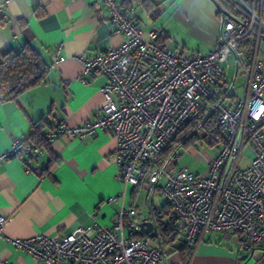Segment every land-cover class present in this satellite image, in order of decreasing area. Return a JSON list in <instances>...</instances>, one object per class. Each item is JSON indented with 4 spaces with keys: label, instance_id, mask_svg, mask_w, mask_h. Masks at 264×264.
I'll use <instances>...</instances> for the list:
<instances>
[{
    "label": "built area",
    "instance_id": "obj_1",
    "mask_svg": "<svg viewBox=\"0 0 264 264\" xmlns=\"http://www.w3.org/2000/svg\"><path fill=\"white\" fill-rule=\"evenodd\" d=\"M213 1L220 21L216 44L206 54H184L157 42L160 30L140 27L122 3L100 0L123 41L76 57L84 80L105 78L100 114L75 126L60 121L41 136L49 143L110 131L116 139L115 178L145 190V213L134 206L121 208L109 227L91 214L89 225L65 236L9 239L13 246L45 264H168L153 204L157 191L168 207L165 217L192 252L211 232L237 237L247 255L264 244V0ZM61 49V44L54 49V64ZM239 75L243 82L236 96ZM198 116L191 134L213 116L223 137L205 174L178 166L185 140L169 148ZM21 147V141H13L0 161ZM21 149L30 156L40 151L37 145ZM124 194L122 189L119 196ZM148 221L153 237L140 228ZM4 223L0 216V237Z\"/></svg>",
    "mask_w": 264,
    "mask_h": 264
},
{
    "label": "crops",
    "instance_id": "obj_2",
    "mask_svg": "<svg viewBox=\"0 0 264 264\" xmlns=\"http://www.w3.org/2000/svg\"><path fill=\"white\" fill-rule=\"evenodd\" d=\"M117 1L125 3L140 27L160 30L157 42L178 52L186 54L190 48L206 54L218 40L219 16L213 0H151L166 17L159 25L150 19L157 16L149 0ZM171 20L175 25L165 30ZM181 29L187 36L182 44L175 33ZM122 41L100 0H0V52L19 51L31 42L46 65L40 84L0 100V155L13 141L29 138L33 123L41 117L45 119L41 133L60 121L75 126L96 118L104 104L100 86L105 78L84 80L76 57L104 52ZM59 44L61 59L54 64L52 55ZM237 81L241 88L243 76ZM45 144L35 156L24 154L21 147L17 155L0 161V216L5 218L0 264H45L9 239L35 234L62 237L79 225H89L91 214L109 227L121 208H139L138 189L115 178L116 139L110 131L98 130L83 139L57 137ZM122 189L124 197L119 196ZM112 197L117 199L110 201ZM164 248L168 264H264V244L247 255L238 238L224 232L206 234L194 252L180 232Z\"/></svg>",
    "mask_w": 264,
    "mask_h": 264
},
{
    "label": "trees",
    "instance_id": "obj_3",
    "mask_svg": "<svg viewBox=\"0 0 264 264\" xmlns=\"http://www.w3.org/2000/svg\"><path fill=\"white\" fill-rule=\"evenodd\" d=\"M140 2L147 0H139ZM149 6L154 8V16L159 15L160 11L158 4L149 0ZM125 3H123L124 5ZM46 65L39 54L33 47L31 42L25 43L19 51L6 49L0 52V100H8L14 98L19 93L40 84L45 77ZM201 116L186 124L183 129L176 135L174 143L185 140L182 146H186L194 140L204 139L209 146L216 145L217 147L222 142V133L220 127L215 122L213 116H209L202 124L201 128L192 133V130L197 126ZM45 119L41 117L33 123V131L29 138L21 141V146L36 143L38 146H45L46 142L41 136L40 130L43 127ZM168 212V207L164 204L155 209V217L158 223V233L162 245L165 247L171 244L179 232L171 225L170 221L165 217Z\"/></svg>",
    "mask_w": 264,
    "mask_h": 264
},
{
    "label": "rangeland",
    "instance_id": "obj_4",
    "mask_svg": "<svg viewBox=\"0 0 264 264\" xmlns=\"http://www.w3.org/2000/svg\"><path fill=\"white\" fill-rule=\"evenodd\" d=\"M219 1L220 4H223L221 0ZM165 15L159 14L157 15V18L155 17H150L152 23H157L162 24V22L165 20ZM159 19V20H158ZM219 21V17H218ZM220 22V21H219ZM174 24V20H171L168 24H166V28H169ZM175 25V24H174ZM176 35H178V40L182 44L185 39L187 38L186 32H184L182 29L180 31L175 32ZM188 41V40H187ZM186 50V53H190L191 50ZM175 50V49H174ZM240 78V75H239ZM234 93L236 96H239L241 94V88L239 86V81H237L234 89ZM221 144V143H220ZM219 144V146H220ZM218 147L216 145L209 146L204 139L200 138L197 140H194V142L186 145V146H181L180 147V159L178 162V166H187L189 169L195 173H200V174H205L207 172V161L211 160L215 154L217 153ZM246 154V153H245ZM247 155V154H246ZM248 156V155H247ZM137 203L139 206V211L144 214L145 213V205H144V200H145V190L143 188H139L137 191ZM153 204L156 207H160L163 204V199L159 196L158 191L155 193L153 197Z\"/></svg>",
    "mask_w": 264,
    "mask_h": 264
},
{
    "label": "water",
    "instance_id": "obj_5",
    "mask_svg": "<svg viewBox=\"0 0 264 264\" xmlns=\"http://www.w3.org/2000/svg\"><path fill=\"white\" fill-rule=\"evenodd\" d=\"M140 228H141V231L143 233H149V236L150 237H153V232L151 231L152 230V223L151 222H144L140 225Z\"/></svg>",
    "mask_w": 264,
    "mask_h": 264
}]
</instances>
